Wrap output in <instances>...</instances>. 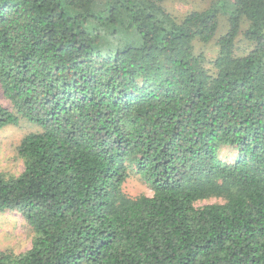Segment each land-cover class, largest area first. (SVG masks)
I'll return each instance as SVG.
<instances>
[{
  "label": "trees",
  "instance_id": "obj_1",
  "mask_svg": "<svg viewBox=\"0 0 264 264\" xmlns=\"http://www.w3.org/2000/svg\"><path fill=\"white\" fill-rule=\"evenodd\" d=\"M163 1L0 0V129L39 127L24 170L0 172V211L25 217L32 246L0 264H264V0L181 22ZM222 12L211 72L194 42ZM243 19L254 47L236 56ZM132 170L151 196L126 194Z\"/></svg>",
  "mask_w": 264,
  "mask_h": 264
},
{
  "label": "rangeland",
  "instance_id": "obj_2",
  "mask_svg": "<svg viewBox=\"0 0 264 264\" xmlns=\"http://www.w3.org/2000/svg\"><path fill=\"white\" fill-rule=\"evenodd\" d=\"M234 0H228L229 9H233ZM215 0H164L162 6L178 22L192 12L205 10L214 5ZM230 27L229 14H220V25L215 37L208 43L199 40L194 42L195 54L205 56L204 66L211 72L217 71L215 60L219 54L218 39L225 34ZM249 27V21L243 19L240 31L235 42L234 53L236 56L246 55L253 47L254 43L249 41L244 32ZM0 102L3 105L11 106L9 100L4 97L0 85ZM39 127L25 119L18 125H8L0 129V172L19 175L24 170V162L19 155V145L28 133L37 131ZM238 153L233 147H225L220 150L219 158L222 161L232 163L237 158ZM129 176L123 184V189L130 197L140 195L151 196L153 194L150 186L144 182L135 170L129 172ZM220 198H209L196 202L197 206L208 203L222 202ZM34 231L25 217L16 210L0 211V252L13 251L21 253L27 251L32 246Z\"/></svg>",
  "mask_w": 264,
  "mask_h": 264
}]
</instances>
